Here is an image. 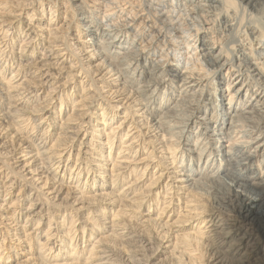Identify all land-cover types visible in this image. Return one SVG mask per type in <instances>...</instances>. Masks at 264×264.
<instances>
[{
  "label": "bare ground",
  "instance_id": "1",
  "mask_svg": "<svg viewBox=\"0 0 264 264\" xmlns=\"http://www.w3.org/2000/svg\"><path fill=\"white\" fill-rule=\"evenodd\" d=\"M50 1L52 2L49 6V13L52 16L55 12L52 11V5L56 0ZM59 1V5L64 6L62 12L65 17L70 14V19H75L74 27L78 37L86 36L83 42H85L86 49H89L88 58L94 57L101 63L98 74L103 70L105 71L101 79L104 80L106 75L115 78L113 82H108L107 87L110 88L107 92L110 93L114 87L116 90H113L112 94L115 93L116 97L123 95L120 93L121 90L128 93L127 96H122L118 103L125 98L126 102L132 99V108L136 107L135 112H139L142 116V123L137 124L132 129L130 127L134 120L130 116L131 125L127 129L125 137L130 135L132 130L137 129L132 134L134 136L130 135L129 139L133 142L137 138L139 144L136 147H139V152L141 149L145 151L149 145L152 148L148 158L152 157L153 159V155L158 149H160V153L164 151V154H168L166 158L161 154L164 156L161 157L166 159L165 161L160 158L154 163V167H158L160 171L168 168L169 165L172 166V170H169L170 173H168L171 176L166 175L171 180L164 184L163 196H167L173 183H176L175 190L177 192L181 190L182 193L175 196V200H183L185 208L189 210L188 212L185 211L182 217L180 215L173 221L172 224L176 223L175 226L177 227L173 233L178 232L179 234L173 236L175 239L172 242L173 237L170 240L171 234L168 235L169 226L167 230L164 229L167 222H158L159 218L157 220L148 219L147 228L149 230L144 228L146 229L145 232L131 229L129 227L130 221L123 222L124 218L133 217L131 210H127L130 213H126L125 217V210H123L125 208L122 209L119 206L121 204L118 203L120 201H117L118 205L116 202L115 205L109 204L111 206L108 210L112 211L111 216L113 218L120 217L122 214H124V218L120 219L121 221L113 219L111 221L112 226L108 228L111 234L100 237L97 243L93 239L107 233V231L105 232L106 227L97 223L94 219L95 216L93 217L90 214L91 211L89 212L93 207V200L91 196L89 198L87 195L90 192L87 191L88 188L83 190L82 187H79L81 196H79L80 199H76L80 201L81 206L86 205L84 207H87L85 209L87 212L77 233L80 235L81 243H85V245L72 243V240L77 237V229L74 230L77 219L72 214L65 217L62 211L60 213L62 220L57 226L58 232L65 233L66 238L58 237L61 241L59 250H56V253H50L54 247L53 244L48 243L52 232L50 231L52 219L54 218L50 215L47 218L48 227L43 232L42 237L43 229L40 232V239L37 237L36 244L30 243L31 238L28 239V244L26 243L27 248H25L24 256H29L34 251L35 255L38 252L36 257L29 258L30 260H26V262H16L18 264H31L30 262L33 264H53L54 261H62L58 264H124L129 261V264H146L148 260L145 261L143 257L146 255L142 252L153 243H157L151 246L155 253L162 251L161 248L164 243H170V252L175 258L171 264H213V261L216 260L218 264H243L241 261L243 257H239V246L243 245L245 247L244 254H249L248 250L254 248L258 242L262 244L260 250L263 252V256L261 258L264 259V63L252 61L260 56L264 59V0ZM189 5L191 8L188 7ZM44 11L45 8H41L40 13L43 14ZM228 12H232V15H229ZM32 17L33 15L30 14L28 20L30 21ZM52 19L53 16L48 21ZM4 22L7 23V27L13 29L8 46L13 43L15 38H21L20 40L23 39L25 42V37L26 40L30 39L31 41L37 36L35 29L30 27L25 30L26 27L20 23L16 24L14 18H6L0 22L1 38H5L8 32V29H3L4 26L1 25ZM67 22L69 24V19ZM254 32L257 33L254 45L259 46L257 47L258 50L251 47L250 42V44H244L240 38H250L249 35ZM34 33L35 35H33ZM55 37L52 38L55 39ZM28 44L29 42L21 45L19 52L14 56L10 48L9 52H4V49L0 48V58L2 56L5 62H12V65L16 63V66L10 71L13 72L10 78L5 76L6 69L4 70V66L0 64V82L6 80V86L0 83V112L6 111L3 117L7 119V126L13 127L15 133L22 132L24 127L23 130L26 131L29 125L33 126L32 129H34V126L38 125L31 122V117L37 113L40 115L42 111L47 110L49 115L42 120L43 122L45 120V127L42 128L43 132L39 136L44 138L51 128L49 139L52 143L49 150L53 151L49 153V157L42 158L40 155L45 154V151L41 153L39 148L36 149L34 156L39 157L40 172L42 173L47 168L46 161L49 163L55 161L53 165L57 164L56 168H59L61 160L58 159L65 152L67 158L72 156V164L75 166L66 165L64 174L69 172V178L73 180L76 176L75 182L78 183L82 180V184H88L89 188L96 186L102 189L107 187L109 189L106 194L108 197H110L109 194H114L116 189L117 200L121 199V196L126 199L129 198L133 192V189L130 188L133 178L134 180L140 179L144 175L145 170L143 168L138 170L135 166L129 167L126 164L127 169H125L124 163L122 167L112 169L111 173L105 169L98 172L101 168L96 167V170L93 171L89 166L90 162L82 158L81 147L89 143H83L82 140L85 132L87 133L86 129L83 134L81 133L83 122L91 124V137H94L93 132H96L97 127V124L91 123L92 121L109 125V133H105L106 129L102 133L107 138V147L111 151L114 128L119 127L122 121L117 118L118 114L113 110L116 105L114 107L113 105L106 106L104 103L96 105L91 97L88 98L86 93H82L80 100H78L80 104L77 103L85 110L74 112V115L67 114L68 111L65 112L64 110V115L61 118L59 117L63 112V105L69 107L75 100L72 98V94L71 96L68 95L71 101L66 105L64 96L63 98L62 95L57 96L60 100L58 110L55 106L50 107L53 99V97L49 98L50 93L45 94L44 97L47 99L43 100L42 106L29 107L27 103L29 101L24 98H22L21 106L14 105L15 102L9 89H16L17 85L12 83V80L20 74L24 78L28 76V73L29 75L33 74L29 80L27 79L33 88L28 85L26 89V91L31 89L32 93L36 90L35 87L42 82V80H35V78L39 79L44 74L47 75L46 78H49L61 70L58 66L56 70L53 69L57 64L51 57L55 51L48 55L52 51L51 44H46L47 46L43 49L44 54L42 56L45 59L39 58L40 54L37 55L36 46ZM245 48L249 49L248 53L245 52ZM199 55L206 56V60L199 58ZM8 56L10 61L7 59ZM22 59L26 64H23ZM247 59L251 61H246ZM174 63L189 70L179 71ZM98 69H94L92 72ZM49 70L54 72H49ZM87 74L86 76L89 77V73ZM194 74L199 76L204 74L207 77L204 79H202L204 76L196 78ZM69 76H67V81L70 80ZM215 80L217 85H214ZM105 82L106 80H104ZM78 84L79 87H82V83ZM210 86L219 90V100L208 90ZM225 92H228L227 102L221 96V93L225 96ZM107 99L111 100L110 97ZM217 100L218 104L215 103ZM98 106L97 110L96 107ZM71 109L74 107L71 106ZM92 109L95 110L92 112ZM124 111H126L124 117H121L123 119L130 113L128 109H124ZM77 116L87 120H81L79 126H76L71 122ZM40 117L42 118L43 115ZM57 120L58 122H56ZM110 122H115L114 124L119 126L113 127ZM141 128L150 135H146V139ZM111 132L112 135H110ZM81 135L83 136L81 137ZM20 138L23 139L24 137ZM147 139L149 141H146ZM97 141H99L97 154L99 160L96 161H99L103 168L105 165L103 162L109 161V158L112 157H110V152L104 156L103 142L100 138ZM225 142L228 144H224ZM120 143L126 145L128 142L121 141ZM133 151L136 153L138 149ZM133 151L130 150L129 153H133ZM104 157H107L108 160H105ZM79 160L80 162L77 163ZM27 163L29 162L27 161ZM148 165L149 163L145 164V169ZM35 170L33 169V171ZM81 174L82 178H80ZM7 175L8 173L0 175V187L2 188L0 208L11 188L12 182L10 184L8 181L6 182ZM150 175L154 176L155 173ZM159 178L160 176L156 179H150L149 181L154 180L150 182V185L155 184ZM46 179L43 181V185L46 184L48 180ZM61 180L63 182L64 177ZM68 191L69 188L61 199L64 200L65 198L67 201ZM145 194L150 195L149 199L145 200L147 197ZM160 195L159 192L153 193L152 189L143 190L139 193V197L138 195L137 197H130L131 201H134L133 203L139 202L130 206L138 210L144 206L146 211H149L151 204H147V201L151 199L153 206L156 207L154 213L156 218L158 211L163 213L165 210L162 205L172 203L174 197L172 193L169 201H165L164 197H161L162 200L159 199ZM92 198L95 199V197ZM18 199L19 197H16L15 201ZM50 199L47 198L46 203L52 202ZM64 202L61 205H65ZM28 204L32 207V200H29ZM97 207L99 210L96 211H101L100 219L107 208L98 204ZM126 208L128 207L126 206ZM191 210L194 211L193 216ZM171 211L173 213L174 209ZM14 215L12 212L13 217ZM29 216L30 213H27L26 217ZM159 216H161L160 213ZM13 217H11L12 222L15 220ZM41 219L42 217L34 218L32 225L39 224ZM195 220L196 224H194ZM88 221L91 222L88 223ZM229 221H232L233 224ZM188 222L189 226L187 225V227L185 224ZM118 225L125 232L118 233L114 230L115 226ZM87 229L88 232H86ZM233 229L231 238L224 241L225 236ZM15 231L11 236L14 237V242L18 243L22 235L17 230ZM237 231L239 233H236ZM93 232L97 233L96 237ZM151 233L155 236L150 237ZM244 236H246L245 239H250L244 242L245 240L242 241ZM4 238L3 236L1 243H3ZM86 243L88 244L86 245ZM10 244L12 247V243ZM2 246L3 244L0 247ZM18 246L20 248L17 247V244L14 246L16 256L13 257H17L18 251H23L21 245L18 244ZM10 253L7 251L6 255L2 256L3 252H0V264H5L6 260L12 257Z\"/></svg>",
  "mask_w": 264,
  "mask_h": 264
},
{
  "label": "rangeland",
  "instance_id": "2",
  "mask_svg": "<svg viewBox=\"0 0 264 264\" xmlns=\"http://www.w3.org/2000/svg\"><path fill=\"white\" fill-rule=\"evenodd\" d=\"M62 1L66 2L65 0H62ZM29 2H31V4H29ZM51 2L52 1H50V0H29V1L28 0H0V22L4 21V19H6V18H14V22H16V24L17 23H20L21 25L23 24L26 27V28H24L25 30H27L28 28L31 27V28L35 29V33L37 34V36H35V38L32 39L31 41H30V39L26 40V37L24 38L25 42H23V39L20 40L21 38L20 39L15 38L12 41L13 43L8 46V42H9L10 37L12 36L13 29H11L9 26L7 27L6 22L1 23L2 27L4 26L3 29H5V30L8 29V32H7V34H6L7 36L5 38H1V36H0V48L2 50L4 49V52H9V48H10L13 51V56H14V54H17L19 52L21 45H24L25 43L29 42L28 45L33 44L34 46L37 47L36 53H37V55L40 54L39 58L45 59L42 56V54H44L43 49L47 46L46 44H51L52 51L48 55L52 54V52L55 51V54H52L51 57H53V59H54L53 61L57 64L53 67V69L56 70L57 66H58V68H61L60 71L56 72L57 74H53L49 78H46V76H47L46 74H44V76L40 77L39 79L35 78V80H39V81L42 80V82L37 87H35L36 90L33 91L32 93H31V89H29V91H26V89L30 83L27 81V79L29 80V78H31L33 76V74L29 75V73H28V76L25 78L21 77V74H20L16 79L12 80V83L17 85L16 89L15 88L9 89V91L11 92V94L13 96V101L15 102L14 105H16V106L20 105L21 106L22 98H24L25 100L29 101V102H27L29 107L42 106L43 105L42 103L47 99L46 97H44L45 94L50 93L49 98L53 97L51 104H50V107L55 106L56 109L58 110L60 100L58 99L57 96L62 95V98L64 96L63 99H65L64 102L66 105V103H68V104L70 103L71 99H69V96H71V94H72V98H74L75 100L69 105V107H68V105H66L65 107L63 105V108H62L63 112H62V114H60L59 118H61L64 115V110H65V112L68 111L67 114L70 113L71 115H74V112L77 113L78 111H82V110L84 111L85 110L84 107L79 105L80 103L78 101V100H80V96L82 95V93H86L88 98L91 97L94 101L93 103H95L96 105H98L100 103H104V105H106V106L107 105L108 106L113 105V107H114V105H116V107L113 110H114V112H116L118 114L117 118L121 119L122 121H121L120 126L114 124L115 122H110V124L113 125V127L119 126L117 128H114V131H113V135H114L113 139L114 140H113V145L111 147V151L107 147L108 146L107 138L102 133L104 129H106L105 133H109V131H110L109 125L100 124L101 122H99V121H95V122L92 121L91 123L97 124V127H96V132L95 131L93 132L94 137H91L90 136L92 133L91 124H87V122H85V123L83 122L81 124L82 125L81 133L83 134L85 129L87 130V133L85 132V135L84 136L81 135V137L83 136V139H82L83 143H86V142H89V143H86L85 145H82V147H81L82 153H83L82 158L83 159L85 158L86 161L90 162V165H89V162H88V165L91 166V169H93V171L96 170V167H97V168H101V170H99L98 172H102L105 169V171L111 173L112 169L122 167L124 165V163H125V166H124L125 169H127L126 168V164H127V166H129V167L135 166L138 170L140 168H143L145 171H144V175L140 179L134 180V178H133V182L131 183V186H130V188L133 189V192H132L133 195L130 194L129 198H127V199L123 198L121 196L120 197L121 199H119V200H117L116 196H115V194L117 192L116 189H115V193L109 194L110 197H108L106 195L109 192V189L107 187H104L102 189L101 188L99 189L96 186H95V188H89L88 184H82V180H80L78 183L75 182L76 176H74L73 180L71 178H69V175H68L69 172L68 173L65 172V174H64L66 165H68V166L73 165L74 166V164H72V161H73L72 156L70 158H67V154L65 152H63L61 154L60 158L58 159V160H61V164H60L59 168H56L57 164L53 165V163L55 161H53L51 163H49V161H46L47 162V168H45L46 171L44 170L41 173L40 172L41 168H39V164H38L39 157L36 158L34 155H35L37 148L40 149L41 153H43L45 151V154L40 155V157H42V158L49 157L50 156L49 153L51 151H53V150H49L51 143H52L49 139V135H50L49 133H51V131H52L51 128L49 129V131L47 132V134L45 135L44 138H40L42 136H39L43 132L42 128L45 127V124H44L45 120H44V122L42 120L45 116L49 115V112L47 110L42 111L40 114V115H43L42 118L41 117L39 118L40 115L38 113L34 114L31 117V122L33 124L36 123V125H38V126H34L35 128L32 129L33 126L31 127V125H29L26 128V131L23 130V129H25V127H24V128H22V132L18 131L17 133H15L13 131V127L7 126V124H6L7 119L3 117L4 112H6V111L0 112V153H1L0 154V166L3 165L0 168V175L2 176L3 173H8V175H7L8 178H7L6 182L8 181L9 184H10V182H12L10 184L11 188H10L7 196L4 198L5 200L3 202V205L1 206L2 209L0 208V246H1V244H3V246L0 247V252L1 251L3 252L2 256L4 254L6 255L7 251L11 252L10 255H12V257H10V259L6 260L5 264H16L17 262H26V260H30L32 257L33 258L36 257L38 252L35 255L34 251H33V254H31L29 256L28 255L24 256V254H25L24 251H26L25 248H27L26 243L28 244V242H29L28 239L31 238L30 243L32 245L36 244L37 237H39L38 239H40L41 230L43 229V231L41 232L42 233L41 237H42L43 232L48 227V222H47L48 219L47 218L50 215L54 217L52 219V225H51L52 228H50V231H52L50 234L51 237H49V240H48V243L54 245V247L50 251V253H56L57 252L56 250H59L58 247L60 246L61 241H60V239H58V237L63 236V238H66L65 233L58 232V226H57V224H60V221L62 220V217L60 218V213L62 211H63L65 217H67V216L69 217L70 214L74 215V217L77 219V221L75 223L74 230L77 229L76 233L79 231L78 228L81 226L80 223H81V221H84L85 213L87 212L85 210L87 207H84L86 205L81 206L82 204H80V201L77 200V199H80L79 196H81V194L79 193L80 190L78 189L79 187H82L83 190H86V188H88L87 191H90V192L87 195L89 196V198L91 196V199L93 200V207L89 210V212L91 211L90 214L93 217L95 216L94 219H96L97 223H99L102 227L104 225L106 227L105 232L107 231V233H104V234L100 235L99 237L93 239L94 242L98 243V240H100V237H105V236H108L109 234H111L110 231L108 230V228L112 226L111 221L113 219L118 221V220H120V219L122 220L124 218V214H122V213H121L122 217L120 216V217H114L113 218L111 216L112 211L110 212L108 210L111 206L109 204L115 205L117 203V201H120L118 203L121 204L119 206H121L122 209L125 208V209H123V210H125L124 211L125 217H126V213H130L128 211L131 210V215L133 217H129L130 219L129 218L123 219L124 220L123 222L130 221L129 227L131 229H133L135 231L137 230L138 232H141V231L145 232L146 229H144V228H147V226L149 224V222H147L148 219L151 218L150 220H152V218H153V219L157 220L159 218L160 220L158 222H161V223L167 222V224H166L167 226L165 225L164 229L167 230V228L169 226L168 235L171 234L169 239L172 240V237L174 235L179 234L178 232H176L175 234L173 233L177 228L175 226L176 223L174 225L172 224L173 221L176 219V217H178L180 215H181L180 217H182L184 212L185 211L188 212L189 209L185 208V205L182 202L183 200L182 201L175 200V198H176L175 196L181 195V193H182L181 190L179 192H177L175 190L176 189V183H173V186H175V188H173V186H172L171 189L168 191L167 196H165V197L163 196V191L165 190L164 184L166 182H168L169 180H171V179H169L170 177L168 178L167 176H171L170 174L168 175V173H170V171L172 170V166L169 165L168 168L160 171L158 167H154V163H156V161L159 160L160 158H162V161H165L166 160L165 158L168 157V154H166V153L164 154V151L162 153H160L161 152L160 149L156 150L157 153L155 152V154L153 155V159H154V162H153L152 157L148 158V154L151 151L152 147H149V145H148V147H147L148 151L147 152H146L147 148L145 151H142V149H141V151L139 152V147H136V145L139 144V142H137V138L134 139L135 142L134 141L132 142L131 139H129L131 137L130 135H132L135 131H137V129L132 130V132L129 133L130 135H127L125 137L127 129L131 125L130 124L131 119H133L134 121H133L130 129H132L137 124L142 123V116L140 115L139 112H135L137 110L136 107L132 108V105H133L132 99H129L126 102V98H125L124 100H121V102L118 103V100H120L121 97L124 95L127 96L128 93L121 90L120 93L123 95L116 97L115 93L112 94V91L116 90V88H114V87L110 93L107 92L108 89L110 88V87H107L108 82H113L115 78L113 76L106 75L104 77V80H106V82H105L106 84L104 83V80L101 79L102 75L105 73V71L103 70L101 72L102 74L101 73L98 74L99 73L98 68H100L101 63L98 60H96L94 57L88 58V55H89L88 50L89 49H86L85 42H83L85 40L86 36L78 37V34H77L75 27H74L75 19L71 20L70 14H68L67 17H65V15L62 12V11H64V6L59 5V3H60L59 0H56V2L52 5V7H53L52 11H55V12L52 14L53 19L51 21H48V19L50 17H52V16H50V13H49V6L51 5ZM42 5H43V7H41ZM188 7L191 8L190 5ZM41 8H45V11L43 14L40 13ZM58 13H59V15H58ZM30 14H32L33 17L29 21L28 19H29ZM228 14L232 15V12H228ZM253 17H255V16H253ZM68 19L70 21L69 24L67 22ZM255 19H256V17H255ZM64 24H66V25H64ZM67 27H69V28H67ZM258 29H259V27H258ZM35 33L33 35H35ZM53 33H54V35H53ZM62 33H65V34L63 35ZM257 33H258V31H257ZM257 33L256 32L252 33L254 35H252V34L249 35L250 38L247 37V39H246V37H240V38L244 44H250L251 43L252 44L251 47H253V48L255 47V49L258 50L257 47H259V46L254 45L255 44V36L257 35ZM0 35H1V31H0ZM53 36L54 37L56 36L55 39L52 38ZM59 36H61V37H59ZM27 48H28V46H27ZM71 50H72V52H71ZM245 52L248 53L249 49L245 48ZM199 56H200L199 58H202L203 60L204 59L206 60V58H207L206 56L204 57L203 55H199ZM7 59H9V61H10L9 56L7 57ZM22 61H24V59H22ZM246 61H251V60L247 59ZM252 61L264 63V59L262 58V56H260L258 59H253ZM71 62H73L74 64ZM9 63L5 62L4 58L2 59V56H1L0 64L4 66V70L6 69V73L5 72L4 73H5V76H7L8 78H10L12 73H13L10 71L16 66V63L14 65L11 64L12 62L10 64ZM24 63L26 64L25 61L23 62V64ZM97 65H99V66H97ZM174 65H176V69H178L179 71H188L189 70V69L186 70L183 66L178 65L177 63H174ZM81 68H82V70H81ZM94 69H98V70L97 71L95 70V72H92ZM49 72H54V71L49 70ZM90 72H92L91 75H90ZM87 73H89V77L86 76V75H88ZM67 76L70 77L69 81H67ZM194 76L196 78L204 76L202 79L207 77L204 74L202 76L194 74ZM107 77H109V78H107ZM65 81H67V82L64 84ZM0 83L3 84L4 86H6V80H3V82L1 81ZM78 83H82L81 84L82 87H79ZM83 84H84V87H83ZM114 84H116V83H114ZM214 85H217L216 80L214 81ZM29 87L33 88V85L30 84ZM208 90H210V92H212L214 94L215 98L219 100L218 96L220 95V93H219L218 89L210 86V87H208ZM66 94H67V96H66ZM227 94H228V92H225V96H224V94L221 93L222 98L223 99L225 98L224 99L225 102H227V100H228ZM112 95L115 96V98H112L113 97ZM108 97H110L111 100H108L107 99ZM218 100L215 101L216 104H218ZM87 102L88 101L86 100V103ZM75 103H77V104H75ZM71 106H73L74 109H71ZM96 108L98 110L99 106ZM124 109H128V111L130 112L129 115L125 119L121 118L125 114L124 112H126V111H124ZM94 110L95 109H92V112ZM131 111H133L134 113H132ZM84 119L85 118L80 119L77 116V118L75 120H73L71 123L76 125V126H79L78 124L81 123L80 121L81 120L83 121ZM127 119H129V120H127ZM86 120L87 119H85L84 121H86ZM56 122H58V120ZM27 123H28V121H27ZM61 123H63V121H61ZM118 123L120 124V121ZM4 125H6V126H4ZM142 128L144 129V126H142ZM142 128H141V130L145 133L144 138L146 139V135L147 136H150V135L146 132V130H143ZM17 134H18V136H17ZM110 135H112V132L110 133ZM133 136L134 135H132V137ZM20 137H24V138L22 139ZM25 137H26V139H25ZM98 138H100L103 142L102 148L104 151L103 152L104 156L108 155V153L110 152L111 153L110 157H112V158H109V161H107V162H103L102 161L103 159H101V161L105 164L103 168L101 167V163L99 161H96L97 159L99 160V157L97 154H98V142L100 140L97 141ZM21 139H22V141H19ZM43 139H44V141H42ZM120 140L122 142L126 141L129 144L126 143V145H125V143H120L121 142ZM150 140H153V139H150ZM146 141H149V140L147 139ZM130 142H132L131 143L132 145L130 144ZM224 144H228V143L225 142ZM43 146H44V148H43ZM119 146H120V148H119ZM136 148L138 149V151H136V153H134L133 150H135ZM130 150H132L133 153H129ZM161 154H163L165 156V158H163L164 156ZM161 156H163V157H161ZM126 157H127V159H126ZM104 158H105V160H108L107 157H104ZM50 159H52V158H50ZM58 160H56V161H58ZM149 160H151V161H149ZM27 161L29 163H27ZM146 161H148V162H146ZM79 162H80V160L77 163H79ZM146 163H149V165H148V167L146 166V169H145ZM44 164H46V163H44ZM162 167H164V166H162ZM251 167L254 168V166H251ZM33 169H36V170L33 171ZM152 173H155V175L151 176L150 174H152ZM103 174H105V173H103ZM98 176H99V174H98ZM159 176H160V178L155 182V184L153 183L150 185V182L151 181L153 182L154 180H151V181H149V180L154 179V178L156 179V177H159ZM62 177H64L63 182L61 180ZM132 177H134V176H132ZM80 178H82V174H81ZM45 179L47 181H46V184L43 185L44 184L43 181ZM0 180H1V178H0ZM84 182H85V179H84ZM230 183H232V182H230ZM0 186H1V183H0ZM68 188H69V191H68L69 195L67 197V201H65L66 200L65 198H64V200L61 198L65 196L66 190ZM145 188L152 189L153 193L159 192L161 194L159 197L160 200H162L161 197H164L165 201H169L170 195H172V193L174 194L172 203L170 202V203H166L165 205H162V207L164 206L163 208L165 210L163 213L161 211H158V216L156 218L154 215V213L156 212V207L153 206L151 199H150V201H147V204L148 203L151 204V208L149 209V211H146V207L144 208V206H142L139 210L130 206L133 204H137V202H138L136 199L137 202L133 203L134 201H131L132 199L130 197L131 196L137 197V195L139 197V193L141 191L147 190ZM163 188H164V190H163ZM1 193H2V188L0 187V202H1ZM150 195H152V193ZM150 195L145 194V196H147L145 200L149 199ZM16 197H19V199L17 201H15ZM92 197H95V199ZM112 197H113V199H112ZM47 198L48 199L51 198L52 202L46 203ZM51 199H50V201H51ZM29 200H32V203H33L32 207H30L28 204ZM111 200H113V201H111ZM160 200H159V203L161 202ZM63 202L65 205H61V204H63ZM98 202L99 203L101 202L102 204L101 203L99 204ZM113 202H114V204H113ZM118 203H117V205H118ZM128 203H129V205H128ZM97 204L104 207V208H107L105 210V214H103V216L100 219H99V216L101 214V211H96V210H99L98 207L96 208ZM167 204H169V205L166 208ZM51 205H53V206H51ZM125 205L128 208H126ZM172 206H173V208H171ZM170 208H171V210L174 209L173 213L170 210ZM116 210H117V208H116ZM12 212H14V214H15L14 217L12 216ZM134 212H135V214H134ZM191 212H192V210H191ZM193 212L191 213L192 216H193ZM27 213H30V216L28 218L26 217ZM37 213H39V214H37ZM49 213H51V214H49ZM159 213L161 216H159ZM11 217H13V219L15 218L14 222H12L13 220ZM36 217L37 218L42 217V219H41L39 224L35 223L34 225H32V220L34 221V218H36ZM191 221H192V219L190 220V222ZM90 222L91 221H88V223H90ZM229 222L233 224L232 221H229ZM133 224L135 227L132 226ZM138 224H141V225H138ZM188 224H189V222L186 223L185 226H187ZM194 224H196V220H195ZM119 226L120 225L115 226L114 230H116L118 233L125 232L124 230H121L119 228ZM170 226H171L172 230H171ZM95 229H97V227H95ZM234 229L231 230L229 232V234L225 236L224 241H227L231 238V236L233 235ZM15 230H17L22 235L20 237L18 243H15L13 240L14 237L11 236V234L13 232H16ZM34 230H36V231L34 232ZM147 230H149V228H147ZM159 230H160V228L158 229V231ZM201 231H203V229H201ZM86 232H88V229L86 230ZM93 233H95V237H96L97 233L96 232H93ZM236 233H239V232L237 231ZM152 235L155 236V234L151 233L150 237ZM3 236L5 238L3 240V243H1ZM79 236L80 235H78V233H77V237L72 240V243H75V244L79 243L81 246L85 245V243L84 244L81 243V239H79ZM11 237H12V240L10 242ZM227 237H229V238H227ZM245 237L246 236H244L243 240H242V241L245 240L244 242H246L247 240L250 239V238L245 239ZM34 239H36V240H34ZM86 239H87V237H86ZM174 239L175 238L173 237L172 242H174ZM20 241H21V243H20ZM41 241L43 242V239H41ZM10 243H12V247H11ZM13 244H15L14 246H16V244H17V247L20 248V246H18V244H19V245H21V248L23 249V251L17 252L18 253L17 257H13V256H16L15 255L16 249H14ZM87 244L88 243H86V245ZM156 244L157 243H153L152 245L151 244L148 245L145 248V251L142 252L143 254H145L147 256V257L146 256L143 257L146 262L148 260V262L146 264H148V263L149 264H171L173 261H175V258H173V255H171V252H170V250H171L169 248L170 243H164L163 247L162 248L160 247L162 249V251L161 252L158 251L155 253L154 248H152L151 246H154ZM165 244H166V246H165ZM149 247H151V248H149ZM164 247H165V249H164ZM260 248H262V244L260 242H258L254 248H250L248 250L249 254H247V253L244 254L245 247H243V245H241V247L239 246V250H240L239 251V257H243L241 259L243 264H264V259L261 258V256H263V252L260 250ZM16 258H17V260H16ZM54 262L55 263H53V264H58L62 261H54ZM30 263L33 264V262H30ZM125 263L129 264V261H126ZM213 264H218V261L217 260L213 261Z\"/></svg>",
  "mask_w": 264,
  "mask_h": 264
}]
</instances>
